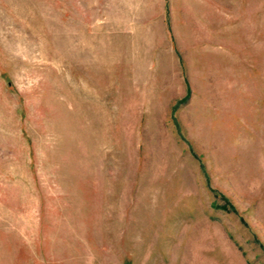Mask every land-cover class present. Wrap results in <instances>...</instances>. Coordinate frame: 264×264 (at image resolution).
<instances>
[{"label": "rangeland", "instance_id": "obj_1", "mask_svg": "<svg viewBox=\"0 0 264 264\" xmlns=\"http://www.w3.org/2000/svg\"><path fill=\"white\" fill-rule=\"evenodd\" d=\"M0 264H264V0H0Z\"/></svg>", "mask_w": 264, "mask_h": 264}]
</instances>
